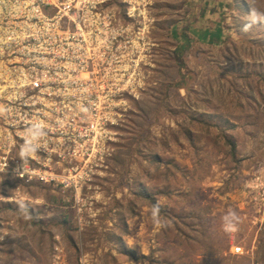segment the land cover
Masks as SVG:
<instances>
[{"label": "rangeland", "instance_id": "374dc122", "mask_svg": "<svg viewBox=\"0 0 264 264\" xmlns=\"http://www.w3.org/2000/svg\"><path fill=\"white\" fill-rule=\"evenodd\" d=\"M18 75L0 264H264V0H1Z\"/></svg>", "mask_w": 264, "mask_h": 264}, {"label": "built area", "instance_id": "2783aa9c", "mask_svg": "<svg viewBox=\"0 0 264 264\" xmlns=\"http://www.w3.org/2000/svg\"><path fill=\"white\" fill-rule=\"evenodd\" d=\"M1 14L3 19L12 16L9 2L4 5L1 10ZM18 77H20L18 78V81L14 78L5 82L3 80L0 81V90H8L9 93L8 98L3 99L4 101L0 97V105L7 107L5 111L0 112V121H2V125L0 124V176L8 171L13 179L24 181L27 184L31 183L33 179H37L38 181L46 184L55 182L57 181L56 177L52 174H48L44 170L41 171L40 169H36L32 163L30 164L32 161L34 164L38 166L40 165V163L36 160V157H32L28 154V152H26L27 150L22 148L20 149V152L26 156L27 161L25 162H22L12 156V143L14 138L24 142L26 146L31 147L34 151L40 154L47 155L48 151L46 147L43 146L45 141H43L44 143H41L40 145L36 144L35 142L38 141H34L32 139V135L29 134L33 127L42 128L40 124L31 125L25 121V117L24 119H18V122L14 121L16 118L15 114H21L16 111V105L21 107L22 113L30 112L29 108L32 106V103L29 104L30 99H27L26 97L29 95L26 92H18V90L20 88H26L32 91L33 89L39 87V85H44V82L42 79L36 82H31L29 79H25L22 76L18 75ZM58 157L60 156L58 155ZM43 168L45 169V167ZM58 184L65 186L68 183L66 181H59ZM73 186L75 188V184Z\"/></svg>", "mask_w": 264, "mask_h": 264}]
</instances>
